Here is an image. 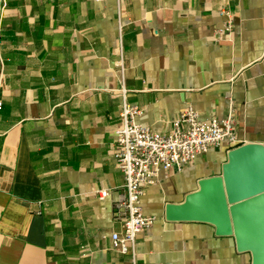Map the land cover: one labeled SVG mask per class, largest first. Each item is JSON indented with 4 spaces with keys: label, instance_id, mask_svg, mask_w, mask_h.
Returning <instances> with one entry per match:
<instances>
[{
    "label": "crops",
    "instance_id": "crops-1",
    "mask_svg": "<svg viewBox=\"0 0 264 264\" xmlns=\"http://www.w3.org/2000/svg\"><path fill=\"white\" fill-rule=\"evenodd\" d=\"M124 95L160 133L188 105L222 119L233 104L238 135L146 188L156 221L134 254L111 238ZM0 98V264H253L234 235L166 207L222 175L233 148L264 145V0H0Z\"/></svg>",
    "mask_w": 264,
    "mask_h": 264
},
{
    "label": "built area",
    "instance_id": "built-area-1",
    "mask_svg": "<svg viewBox=\"0 0 264 264\" xmlns=\"http://www.w3.org/2000/svg\"><path fill=\"white\" fill-rule=\"evenodd\" d=\"M221 14L229 13L221 11ZM232 29V21L227 18L224 26L216 29L215 36L222 39L229 36ZM2 105L0 98V109ZM142 113V107L129 103L123 96L114 140L115 157L125 180L115 205L116 219L122 224V231L113 232L111 238L112 248L124 254L135 253L138 234L156 221V215L144 212L141 199L146 188L156 183L162 171L172 167L182 171L210 149L226 141H238L233 104L227 117L222 119L202 118L194 106L188 105L172 122L167 133L157 132L141 123L139 117ZM98 194L103 199L109 191L100 190Z\"/></svg>",
    "mask_w": 264,
    "mask_h": 264
},
{
    "label": "water",
    "instance_id": "water-1",
    "mask_svg": "<svg viewBox=\"0 0 264 264\" xmlns=\"http://www.w3.org/2000/svg\"><path fill=\"white\" fill-rule=\"evenodd\" d=\"M168 220L211 223L219 235H234L253 264H264V145L233 148L223 174L203 178L184 202L169 203Z\"/></svg>",
    "mask_w": 264,
    "mask_h": 264
}]
</instances>
